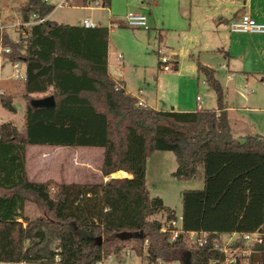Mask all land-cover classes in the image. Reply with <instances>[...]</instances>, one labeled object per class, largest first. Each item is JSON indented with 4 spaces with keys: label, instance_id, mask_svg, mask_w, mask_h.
<instances>
[{
    "label": "trees",
    "instance_id": "1",
    "mask_svg": "<svg viewBox=\"0 0 264 264\" xmlns=\"http://www.w3.org/2000/svg\"><path fill=\"white\" fill-rule=\"evenodd\" d=\"M93 1L81 0L82 6ZM100 1L111 6L112 0ZM52 11L43 0H25L21 22L34 15L44 20L19 27L18 39L0 30L11 48L9 61L21 62L26 73L24 130L0 124V232L6 226L9 233L21 229L26 246L17 250L0 238V262L97 264L120 260L132 250L150 264H221L225 255L213 246L221 235L264 234V135L235 138L216 72L198 63L215 92L214 108L140 106L110 73V27L59 23L46 18ZM178 69L175 60L173 70ZM49 95L55 97L54 108L31 105V99ZM0 104L16 112L11 96L0 95ZM34 145L102 148V175L125 171L131 177L67 182L61 174L59 180L35 181L27 170V148ZM157 151L174 153L172 175L179 180L196 178L201 167L204 172L203 188L182 192L181 233L175 241L170 239L179 216L147 186L148 160ZM33 197L41 214L30 219L26 208ZM159 214H166L165 222L152 218ZM192 231L208 234L203 247L188 248ZM258 250L250 264H264V242Z\"/></svg>",
    "mask_w": 264,
    "mask_h": 264
},
{
    "label": "rangeland",
    "instance_id": "2",
    "mask_svg": "<svg viewBox=\"0 0 264 264\" xmlns=\"http://www.w3.org/2000/svg\"><path fill=\"white\" fill-rule=\"evenodd\" d=\"M144 1L145 4L142 3L143 0H112L110 8H87L79 6L82 5L81 0H74L72 6L56 9L52 18L59 23L78 24L88 17L102 26L110 27V73L112 76H119L123 70L128 91L147 99L153 106L157 104L168 110L175 106L179 111H192L182 109L193 104L195 110L197 96L200 95L203 98V103H199L200 107L214 108L215 92L206 83L204 74L198 71V63L214 69L226 90L229 121L235 138L245 141L249 135H264V34L234 33L230 30L233 19L245 9L264 15V0ZM24 2L25 0H0V21L9 26L5 29L13 39L20 36L17 25L21 23L20 8ZM139 10L148 16V29L130 27L124 23L129 11ZM249 15L264 23V19L260 20L258 15ZM222 50L230 54L227 61ZM119 54L122 55L121 58H118ZM161 56L171 58L172 62L178 60L179 69L164 70L163 65L159 66ZM224 63H227V69L221 67ZM6 73L12 74L9 62L6 64ZM230 74L233 75L232 78H229ZM17 82L19 87H23V81ZM10 119L20 125L21 131L24 130L25 118L21 117V112L14 114L0 105V123ZM42 146L39 148L53 149L47 145ZM69 150L71 149L68 147L65 151L43 155L46 156L45 172L37 176L36 180L59 179L67 166L69 182L102 181V154L99 148L81 147L80 150L84 153L76 152L73 155L75 166L68 162L65 165ZM40 156L33 148L30 150L32 175ZM176 168L173 152L157 151L148 161L147 186L151 196L161 197L180 216L183 209L182 192L203 188L204 172L201 167L196 178L179 180L172 175ZM26 214L30 219L41 214L34 197L27 205ZM152 218L165 222L166 214ZM176 223L181 224L179 219ZM22 225L25 226L26 222ZM0 238L12 241L17 250L26 246L21 229L9 233L6 226L0 232ZM227 238V234L221 235L219 245L227 246ZM191 247L193 244L188 242V248ZM127 251H124L120 260L115 259L118 264L143 263L139 256L134 254L130 257Z\"/></svg>",
    "mask_w": 264,
    "mask_h": 264
},
{
    "label": "built area",
    "instance_id": "3",
    "mask_svg": "<svg viewBox=\"0 0 264 264\" xmlns=\"http://www.w3.org/2000/svg\"><path fill=\"white\" fill-rule=\"evenodd\" d=\"M43 1L52 5L53 11H55L58 8L72 6L74 2V0H43ZM89 6L102 7V3L100 0H95L93 2H90ZM43 20L44 19L37 20L36 15H34L31 21L25 23L21 22L17 26L30 28L35 23L41 22ZM125 23L130 27H141L147 29L149 28L148 16L140 11H129L125 16ZM80 25L86 27L98 26L96 22L90 19L82 20L80 22ZM6 27L9 26L3 25L2 22L0 21V30L3 31ZM230 30L231 32L234 33L236 32V33L264 34V23L257 21L255 18L245 13L239 20L233 21L230 24ZM21 33L23 36H26L25 30H23ZM10 52H11V48L9 46L4 45L2 39H0V57L4 56L8 58V54H10ZM118 57L121 58L122 55L119 54ZM161 61L163 63L164 70L167 71L173 70V62L171 58L166 56H161ZM12 64H13V77L17 80L24 81L26 79L24 65L19 61ZM122 77H123V71H121V73L119 74V78L117 79L115 78V80L118 82V87L120 88L124 87L123 81L121 80ZM197 101L202 104L203 98L201 96H197ZM138 105L144 107L148 106L141 99H139ZM179 220H182V217H180ZM176 222L175 221L173 222V225L176 228L172 230L171 239H170L171 241H175L181 233V224L178 225ZM162 231L163 232L167 231L166 225L162 228ZM207 236L208 234L206 232H196V231L190 232L189 242L193 244V247L191 248L203 247L204 243L207 241ZM227 236H228L227 246H220L219 240L213 242L214 248L221 251L225 255L224 261L221 264H250V256L257 251L258 252L261 251L258 250V245L264 242V234H262L259 231L253 233L234 232L227 234ZM147 243L148 242L146 241L145 244ZM127 254L131 256L134 255L135 253L132 250H128ZM141 263L150 264L149 261L143 260L142 258H141ZM213 263H217V261H213ZM0 264H9V263L0 262ZM97 264H106V263L105 261H100ZM119 264H124V263H119ZM158 264H166V263L160 260ZM256 264H262V262L259 260L256 262Z\"/></svg>",
    "mask_w": 264,
    "mask_h": 264
},
{
    "label": "crops",
    "instance_id": "4",
    "mask_svg": "<svg viewBox=\"0 0 264 264\" xmlns=\"http://www.w3.org/2000/svg\"><path fill=\"white\" fill-rule=\"evenodd\" d=\"M143 4H145V1L143 0V2H142ZM79 6H81V7H90L89 5L88 6H82V5H79ZM95 8H97V7H95ZM104 8H106V7H104ZM107 8H110V7H107ZM140 12H143V11H141V10H139ZM253 10L251 9L250 11H247L246 9L242 12V14L241 15H237L238 17H236V18H234L233 19V21H236V20H239L245 13H248V14H251V15H254V14H256V15H258L259 17H260V20H262V19H264V15L262 14V13H260V12H256V11H253ZM54 12V11H53ZM53 12H51V14L50 15H48L46 18H50V19H52V20H54L53 18H52V13ZM144 13V12H143ZM85 19H89L88 17L87 18H85ZM90 20H92V19H90ZM94 21V20H93ZM232 21V22H233ZM81 22V21H80ZM80 22L78 23V24H80ZM95 22V21H94ZM231 22V23H232ZM263 22V21H262ZM97 23V22H96ZM125 23V22H124ZM67 24H73V23H67ZM98 25H101V24H99V23H97ZM111 29V28H110ZM251 34H258V33H251ZM223 52H224V56H225V60L227 61V56H229L230 54L226 51V50H222ZM119 58V57H118ZM7 62H9L10 64H11V66H12V74L11 73H6V64H7ZM108 62H109V59H108ZM228 66H229V61H228ZM221 67L222 68H225V69H227V63L225 64H222L221 65ZM25 69V68H24ZM109 69H110V62H109ZM214 70V69H213ZM123 71V70H122ZM215 71V70H214ZM216 72V71H215ZM246 74V73H245ZM114 78H119V76H113ZM233 77V75H229V78H232ZM121 80L123 81V84H124V86L126 87V89H127V83H126V80H125V78H124V71H123V77L121 78ZM22 81V80H21ZM127 91H128V89H127ZM24 92H25V87H24V81H23V87H19L18 86V82H17V79L15 80V78L13 77V64L9 61V59L8 58H6V57H0V95H2V94H4V95H9V96H11L12 98H13V104H14V106H15V108H16V112H12V113H14V114H18V113H20L21 112V117H24L25 118V115H26V101H25V99H24V97H23V95H24ZM129 92V91H128ZM130 93V92H129ZM132 94V93H131ZM135 96V95H134ZM198 96H200V95H198ZM226 96H227V94H226ZM136 97H138L139 99H141L143 102H145L148 106H150V107H152V108H155V109H157V110H161V109H164V110H168V109H165V108H160L157 104H156V106H153L151 103H149V101L147 100V99H144L143 97H139V96H136ZM165 104V103H164ZM1 105V104H0ZM179 106H181V103L179 104ZM193 104L191 105V104H189V105H187V107H185V108H183L182 110H193ZM178 107V106H177ZM200 107V105H199V102L197 101V107H196V109L197 108H199ZM172 109H175V110H177L176 109V107L175 106H173L170 110H172ZM228 114H229V106H228ZM4 122H11V123H13L14 125H16V123L12 120V119H10V120H7V121H4ZM4 122H2V123H4ZM1 124V123H0ZM231 125V124H230ZM20 130H21V127H19L18 125H16ZM231 129H232V127H231ZM37 147V148H36ZM39 147H43V146H40V145H34V146H29L28 148H27V170H28V174H29V177H30V179H32V180H35V181H37L36 180V177L37 176H41L44 172H45V165H44V158L46 157H44L43 155H47V154H49V153H52L53 151H56V152H58L59 150H63V151H65L68 147H64V146H58V147H55V146H50V147H53V149H51V148H39ZM34 149V152H38L41 156H40V158H39V160H38V163H37V165H36V170H35V173H34V175H32V173H31V171H30V169H31V167H30V150L31 149ZM71 150H69V152L67 153V157L65 158V165L67 164V162H68V164H73L74 166L76 165L75 164V157L73 156V155H75L76 154V152H79V153H84V152H82V150H80L81 149V147H69ZM100 150V153L102 154V158H103V149L102 148H99ZM55 152V153H56ZM168 152V151H167ZM156 153V152H155ZM154 153V154H155ZM153 154V155H154ZM85 158V157H84ZM149 161V160H148ZM147 168H148V164H147ZM119 172H122V171H119ZM123 172H125V171H123ZM129 174V173H128ZM130 176H131V174H129ZM63 176H64V178L66 179V181L67 182H69L68 180H67V178H68V175H67V166L65 167V171L63 172ZM130 176H128V177H130ZM121 177H126V176H121ZM60 178H61V175H60ZM59 178V179H60ZM102 181H105V180H108V177H104L103 175H102ZM48 179H55V178H47V179H45V180H43V181H46V180H48ZM59 179H55V180H59ZM74 182V181H73ZM76 182V181H75ZM81 182H83V181H81ZM182 216V213H181V215L179 216V218ZM180 223H181V220H180ZM131 257V256H130ZM130 257L128 258V260H130ZM116 258L115 257H110L109 259H107L106 261H105V263L106 264H116L117 263V261L115 260ZM110 261H112V262H110Z\"/></svg>",
    "mask_w": 264,
    "mask_h": 264
},
{
    "label": "water",
    "instance_id": "5",
    "mask_svg": "<svg viewBox=\"0 0 264 264\" xmlns=\"http://www.w3.org/2000/svg\"><path fill=\"white\" fill-rule=\"evenodd\" d=\"M31 105L35 108H54L56 106V100L53 95L45 96V97H36L31 99ZM121 175L119 172L112 173L109 177L111 179L120 178Z\"/></svg>",
    "mask_w": 264,
    "mask_h": 264
},
{
    "label": "bare ground",
    "instance_id": "6",
    "mask_svg": "<svg viewBox=\"0 0 264 264\" xmlns=\"http://www.w3.org/2000/svg\"><path fill=\"white\" fill-rule=\"evenodd\" d=\"M119 174L121 175V176H130L127 172H119ZM131 177V176H130Z\"/></svg>",
    "mask_w": 264,
    "mask_h": 264
}]
</instances>
